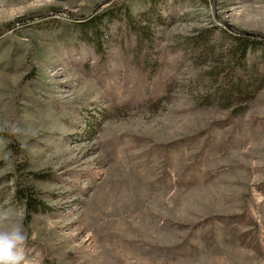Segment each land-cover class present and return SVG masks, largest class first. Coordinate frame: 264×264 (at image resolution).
Here are the masks:
<instances>
[{"label":"rangeland","instance_id":"374dc122","mask_svg":"<svg viewBox=\"0 0 264 264\" xmlns=\"http://www.w3.org/2000/svg\"><path fill=\"white\" fill-rule=\"evenodd\" d=\"M231 30L264 39V0H0V208L27 264L264 258V50L235 69Z\"/></svg>","mask_w":264,"mask_h":264},{"label":"trees","instance_id":"16d2710c","mask_svg":"<svg viewBox=\"0 0 264 264\" xmlns=\"http://www.w3.org/2000/svg\"><path fill=\"white\" fill-rule=\"evenodd\" d=\"M102 17L103 16H101L99 18L102 19ZM96 19L97 18L93 17L89 20H86L84 22V26L85 25H87V26L92 25L93 27H95L96 21H98ZM142 33H143V35H145L147 33V31H143ZM142 33L139 32L140 36ZM228 33L232 37V42H233V44L229 48L228 53L231 55L232 58H235V62H234L235 69L237 67H239L240 68L239 70L242 72L244 69H247L248 67H247L246 61L245 62L239 61L240 58L245 59L247 52L248 53L249 52L254 53V52H256L257 48L259 49L260 52H262L264 50V39H261V38L256 37V36H248L245 33L236 32L235 30H231ZM262 66H263V72H264V64H262ZM263 77H264V74H262L261 80H264ZM224 83H225V80H224ZM229 83H230V81H229ZM229 83H227L225 86L227 87ZM243 84L242 83L241 84H233L232 83L233 87L227 93H224L223 95L224 96L226 95L225 97H228L227 94H229V96H231V93H233L237 96H241V94H245V93H247V91L249 93V90H251L252 93H256L260 90V87L253 89L251 86L250 87L247 86V87H245L246 89L243 90ZM16 196L15 197L19 200V202H22L24 204V206L27 208V210H29L30 212L38 213L42 209L43 205L39 201H37V199H35L34 193L30 189H25V188L24 189H22V188L18 189L16 191Z\"/></svg>","mask_w":264,"mask_h":264},{"label":"clouds","instance_id":"9594fccd","mask_svg":"<svg viewBox=\"0 0 264 264\" xmlns=\"http://www.w3.org/2000/svg\"><path fill=\"white\" fill-rule=\"evenodd\" d=\"M6 130L11 134L20 131L14 124L7 125ZM26 240L23 225L17 222L14 210L0 208V264H27ZM254 264H264V258H259Z\"/></svg>","mask_w":264,"mask_h":264},{"label":"water","instance_id":"95a60500","mask_svg":"<svg viewBox=\"0 0 264 264\" xmlns=\"http://www.w3.org/2000/svg\"><path fill=\"white\" fill-rule=\"evenodd\" d=\"M262 37H264V35H262Z\"/></svg>","mask_w":264,"mask_h":264}]
</instances>
